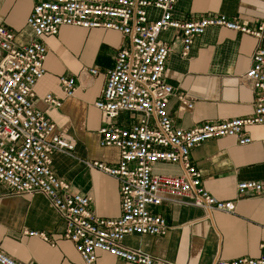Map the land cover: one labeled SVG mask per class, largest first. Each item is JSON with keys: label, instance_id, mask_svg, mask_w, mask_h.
<instances>
[{"label": "built area", "instance_id": "built-area-1", "mask_svg": "<svg viewBox=\"0 0 264 264\" xmlns=\"http://www.w3.org/2000/svg\"><path fill=\"white\" fill-rule=\"evenodd\" d=\"M178 0H36L25 20L32 40L0 26V183L15 196L43 195L64 222L62 239L71 243L79 257L77 264H97L103 252L130 264H171L152 255L124 246L130 236H164L169 227L153 210L165 197L179 198L181 204L207 212L233 214L235 202H220L202 187L200 172L190 159L191 151L214 139L230 138L239 146L248 145L250 130L264 126V48L258 45L249 69L240 78L255 94L253 112L245 118L206 122L189 130L174 127L166 107L174 96L165 83L169 47L160 40L168 30L181 33V57L187 58L196 37L211 27L223 28L261 40L263 26L255 30L241 27L224 15L179 22L172 18ZM149 10L160 12L150 21ZM103 29L121 34L125 45L114 56L113 67L105 72V86L94 107L101 113L98 133L100 148H116L115 165L98 161L83 164L114 178L119 185L120 214L115 219L96 217L91 199L70 194L68 183L52 169L58 153H70L75 143L64 135H52L54 125L33 105L34 88L45 74L47 49L43 38L57 36L60 28ZM88 73L98 76V69ZM64 98L75 91L73 77H60ZM177 100L187 109L191 102L182 94ZM43 103L60 108L61 101L47 94ZM124 114L123 122L118 123ZM132 117V118H131ZM135 117V119H134ZM180 168L178 175L154 172L156 165ZM261 185L238 184V197L261 192ZM25 235L48 238L43 233ZM0 264H17L0 252ZM214 264H264L258 258L217 260Z\"/></svg>", "mask_w": 264, "mask_h": 264}, {"label": "crops", "instance_id": "crops-1", "mask_svg": "<svg viewBox=\"0 0 264 264\" xmlns=\"http://www.w3.org/2000/svg\"><path fill=\"white\" fill-rule=\"evenodd\" d=\"M36 0H0V26L29 42L32 34L25 25ZM153 21L160 12L149 10ZM224 15L241 27L263 26L261 40L253 36L211 27L196 37L187 58L181 57L182 36L178 30L161 33L169 49L164 80L173 89L167 114L174 127L189 130L206 122L245 118L252 114L255 94L240 78L249 69L255 48H264V0H178L172 18L179 22ZM125 38L103 29L60 28L57 36L43 38L47 49L45 74L34 88V108L54 125L52 135L74 141L70 153L53 158L55 175L70 186V194L91 199L90 211L98 218L115 219L120 214L118 182L87 168L84 161L117 164L116 148H100L101 113L94 103L101 97L105 72L113 67L114 56ZM90 69H98L92 76ZM73 77L76 91L64 98L58 79ZM51 94L60 108H49L43 98ZM182 94L192 104L187 109L176 98ZM124 114L119 116L121 123ZM132 118V117H131ZM135 119V117H134ZM251 143L239 146L230 138L206 141L195 147L190 159L200 172L203 189L220 202H235L233 214L207 212L165 197L153 211L161 216L168 232L164 236H130L124 246L171 264H214L217 260L258 258L264 255V126L250 130ZM154 172L178 175L180 168L156 165ZM253 181L260 193L238 197V184ZM64 222L41 194L15 196L0 183V252L17 264H77L79 257L71 243L62 239ZM43 233L48 241L25 235ZM97 264H130L107 253H97Z\"/></svg>", "mask_w": 264, "mask_h": 264}]
</instances>
